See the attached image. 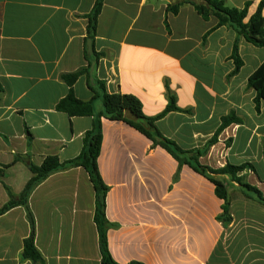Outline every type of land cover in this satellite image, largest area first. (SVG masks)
<instances>
[{"label":"crops","instance_id":"crops-1","mask_svg":"<svg viewBox=\"0 0 264 264\" xmlns=\"http://www.w3.org/2000/svg\"><path fill=\"white\" fill-rule=\"evenodd\" d=\"M172 1L104 0L93 76L110 94L137 97L150 118L166 110L171 93L181 111L156 125L185 151L203 150L222 119L235 114L242 122L227 127L200 162L214 170L252 165L241 176L264 195V102L257 113L248 87L264 64V48L232 28L215 29L218 21L205 20L189 3L168 12ZM261 1L228 0L236 8L251 3L245 22ZM95 3L0 0V210L8 190L18 196L34 177L17 157L40 167L48 156L65 162L82 151L94 118H70L56 107L69 93L62 77L88 66ZM236 40L243 66L233 75ZM90 83L79 77L78 99L92 100ZM95 108L101 112L102 102ZM102 129L98 165L109 187L108 246L118 264H264V206L254 194L225 178L233 219L225 227L218 220L224 201L208 179L184 165L175 180L179 163L172 155L123 121L103 118ZM29 208L43 262L23 256L32 226L19 206L0 216V264H101L95 190L83 168L52 174L33 191Z\"/></svg>","mask_w":264,"mask_h":264},{"label":"trees","instance_id":"trees-1","mask_svg":"<svg viewBox=\"0 0 264 264\" xmlns=\"http://www.w3.org/2000/svg\"><path fill=\"white\" fill-rule=\"evenodd\" d=\"M183 3L191 4L195 10L205 19L215 18L218 22L215 29L220 27H229L236 31L239 37H243L248 43L258 48H264V16L262 14L264 8V0L261 1L256 13L245 22L248 16V10L251 3H247L244 8H236L229 4L228 0H173L168 6V12L178 14L179 8ZM104 0H96L92 14L89 16L88 38L93 44L97 33L98 18L102 12ZM206 38H204L205 40ZM88 66L79 71L64 75L62 78L69 86L68 95L62 99L56 109L58 112L66 114L70 118L74 117H92L94 118L92 128L87 131L83 138V148L80 155L69 161L61 162L56 156H48L40 167L34 166L30 158L17 157V160L23 161L34 174V177L28 182L24 191L16 196L9 190L10 201L0 210V216L6 214L10 210L22 206L28 211V219L32 226V232L28 239L24 242L23 256L25 259L34 263H42L43 258L35 245V218L29 208V199L31 194L38 185L44 182L48 177L58 171H64L71 168H83L90 178L95 190V215L94 222L99 233V245L101 252V264H118L110 254L108 246V231L113 226L106 216V199L109 187L104 183L98 165L100 157L103 129L102 119L111 121H123L135 128L153 143L152 147H161L166 150L179 163V169L174 177L177 180L180 176V170L184 165H188L198 174L208 179L214 186L216 195L224 201L222 213L218 216V220L225 226L232 223V214L230 208V197L228 193L227 182L225 178H229L231 182L243 187L248 192L254 194L256 200L264 206V195L256 187L246 183L245 177L241 176L246 170L253 169L250 164L241 166L227 165L224 168L214 170L208 166H204L200 162L208 149L214 145L219 135L230 125L242 122L235 114H230L222 119V125L216 135L208 142L203 150L185 151L175 142L166 138L158 129L156 122L167 113L181 111L177 105L175 97L169 94V104L166 110L159 116L150 118L143 112L141 101L130 94L107 92L105 84L98 81L94 76V82L90 83L94 97L90 101H82L78 99L74 93V85L82 75H87L90 79V69L93 62L98 64L100 56L94 51V56L86 55ZM232 59L235 63L233 75L237 74L243 66V61L239 55V42L236 40ZM95 65V66H96ZM248 87L256 92L254 99L256 111L260 113L261 103L264 102V64L249 78ZM3 87L0 84V93ZM102 102L103 109L97 113L95 103ZM264 154V151H263ZM129 264H142L131 262Z\"/></svg>","mask_w":264,"mask_h":264},{"label":"water","instance_id":"water-1","mask_svg":"<svg viewBox=\"0 0 264 264\" xmlns=\"http://www.w3.org/2000/svg\"><path fill=\"white\" fill-rule=\"evenodd\" d=\"M87 47H88V54L93 57L94 56V49H93V42L91 39L88 40L87 42ZM95 62L92 63L91 65V69H90V81L91 83L94 82V77H93V72H94V69H95Z\"/></svg>","mask_w":264,"mask_h":264}]
</instances>
